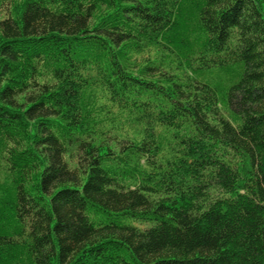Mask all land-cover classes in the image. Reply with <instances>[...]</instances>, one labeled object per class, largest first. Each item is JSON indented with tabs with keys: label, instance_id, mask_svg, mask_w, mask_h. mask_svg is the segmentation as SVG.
I'll list each match as a JSON object with an SVG mask.
<instances>
[{
	"label": "trees",
	"instance_id": "trees-1",
	"mask_svg": "<svg viewBox=\"0 0 264 264\" xmlns=\"http://www.w3.org/2000/svg\"><path fill=\"white\" fill-rule=\"evenodd\" d=\"M0 264H264V0H0Z\"/></svg>",
	"mask_w": 264,
	"mask_h": 264
},
{
	"label": "rangeland",
	"instance_id": "rangeland-1",
	"mask_svg": "<svg viewBox=\"0 0 264 264\" xmlns=\"http://www.w3.org/2000/svg\"><path fill=\"white\" fill-rule=\"evenodd\" d=\"M1 180H3V176L1 177ZM134 224L137 225V226H144V224H141V223H138V222H136Z\"/></svg>",
	"mask_w": 264,
	"mask_h": 264
}]
</instances>
